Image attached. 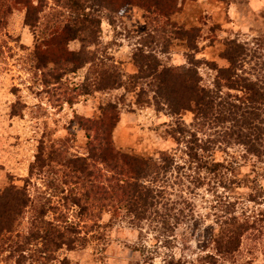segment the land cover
I'll use <instances>...</instances> for the list:
<instances>
[{
    "label": "trees",
    "instance_id": "1",
    "mask_svg": "<svg viewBox=\"0 0 264 264\" xmlns=\"http://www.w3.org/2000/svg\"><path fill=\"white\" fill-rule=\"evenodd\" d=\"M188 1L52 0L53 19L43 27L47 0H10L11 7L25 10V25L39 34L33 57L52 106L75 105L94 93H137L138 107L153 102L158 110L167 106L174 119L167 135L176 147L174 152L162 151L150 158L116 148L113 134L121 121V108H131L126 96L102 104L100 116L77 115L74 123L86 134L87 154L70 155L65 144L43 145L24 186L12 184L0 193V251H6L15 264H71L57 254L84 247L89 236L113 228L123 218L140 230L145 225L154 229L150 249L156 254L161 242L173 249L182 237L184 247L209 217L196 212L195 198L206 188L213 191L214 201L207 203L204 196L202 201L215 210L206 242L215 246L216 253H200L192 260L184 252H191L190 247H184L179 257L167 256L163 264H218L223 256L230 259L240 251L247 234H264L263 210L251 215L237 212L238 202L245 199L259 205L264 197L259 181L264 176V40H257L256 49L235 39L224 40L221 57L228 66L209 63L215 77L212 85H206L196 62L201 28L179 26L172 20ZM130 6L144 12L148 30L133 55L136 72L127 76L111 56L100 55V47L103 23L115 24ZM175 40L190 50L186 66H167L160 58ZM74 42L80 43L77 51L70 49ZM87 68L85 82L72 84L69 76ZM147 79L152 80L149 88L154 96L145 101V89L136 91L139 82ZM188 113L194 116L191 124L183 120ZM236 149L239 156L232 152ZM248 166L250 174L244 172ZM43 173L51 177L46 186L52 194L45 193L39 204L29 186L34 176ZM219 189L227 196H219ZM243 189L250 191L247 198L242 197ZM29 210V227L21 230ZM74 213L77 221L72 220ZM106 215L108 224L103 222ZM156 254L152 252L151 264Z\"/></svg>",
    "mask_w": 264,
    "mask_h": 264
},
{
    "label": "rangeland",
    "instance_id": "2",
    "mask_svg": "<svg viewBox=\"0 0 264 264\" xmlns=\"http://www.w3.org/2000/svg\"><path fill=\"white\" fill-rule=\"evenodd\" d=\"M33 1L37 3L38 0ZM52 3V0L46 2L49 8L43 15V27L48 26V21L53 19L54 10L50 9ZM11 5L10 0H0V193L12 184L24 186L30 167L43 145L49 148L52 144H65L70 155H86L88 140L85 132L74 123L75 117L100 116L102 104L109 100L117 101L121 96H126L127 106L135 108V112H131L128 107L121 108V121L113 134L115 146L119 151L131 156L150 158L159 152H171L176 148L167 135L168 125L174 120L167 106L163 105L161 110H158L157 104L153 102L138 107L137 93L126 94L124 90L94 93L81 97L75 105L65 104L61 109L52 106L50 95L42 81V74L36 68L33 57L39 34L25 25V10ZM143 16L144 12L140 8L130 6L115 24L112 25L106 20L102 26L100 55L106 53L105 56H111L127 76L136 72L133 55L145 41L144 36L148 30ZM172 20L179 26L201 28L202 36L198 40L199 52L196 54V62L199 63L204 83L209 86L214 82L215 73L209 69L208 64L215 62L220 67L228 66V62L221 57L224 40L235 39L250 48L258 43L257 40H264V0H190ZM154 47L152 46V49ZM70 49L79 50L80 43H72ZM187 53L190 54L188 46L180 40H175L168 53L160 55V58L167 66L183 67L188 63ZM87 76L88 68L69 78L72 84L79 85L85 82ZM151 81L142 80L138 84L140 86L136 92H140V88L145 89V101L154 96L149 88ZM183 120L191 124L194 116L188 113L183 116ZM232 152L237 156L241 154L239 149ZM251 171L250 166L244 169L248 174ZM40 175L34 176L29 186L31 196L36 201L45 196V193L52 194L46 186L50 175ZM254 176L255 174L252 177ZM259 181L264 187V176L260 177ZM241 192L244 193V198L250 194L248 189ZM212 193L206 188L198 192L201 197L195 198L198 204L196 212L201 215L208 214L209 217L199 224L198 232L191 239L192 243L184 246L185 249L190 247L191 252H184L192 260H197L200 253H216L215 246L207 245L206 242L209 227L214 225L215 210L208 208L204 201H214ZM218 194L227 196L223 189H219ZM238 203L241 204L237 209L238 214L246 211L251 215L264 211V197L258 201L259 205L245 199ZM30 218L32 210L24 217L21 230H27ZM123 219L113 228L97 231L94 233L95 237L89 236V242L84 247L79 246L74 251L65 248L57 257L59 260L68 258L71 264H151L149 258L153 251L154 254L157 251L150 249L153 248L150 241L155 236L154 229L145 225L140 230L132 225L129 219ZM72 220L77 221L76 213L73 214ZM109 220L110 217L106 215L104 224H108ZM182 231L184 232V228ZM101 234H105L107 240L100 239ZM181 240L173 249L164 247L161 242L157 258L152 264H163L164 259L173 254L179 257L182 249L184 250ZM204 246L209 247L204 249ZM7 254L6 251H0V264H15ZM218 262L264 264V234L256 231L247 234L240 251L234 257L227 259L223 256Z\"/></svg>",
    "mask_w": 264,
    "mask_h": 264
}]
</instances>
